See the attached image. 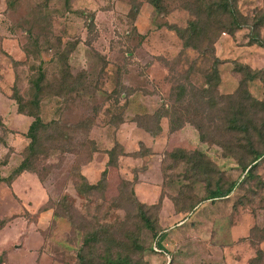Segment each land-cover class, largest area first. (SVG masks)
Instances as JSON below:
<instances>
[{"label": "rangeland", "instance_id": "obj_1", "mask_svg": "<svg viewBox=\"0 0 264 264\" xmlns=\"http://www.w3.org/2000/svg\"><path fill=\"white\" fill-rule=\"evenodd\" d=\"M260 41L264 0H0V264H264ZM41 67L51 125L10 181Z\"/></svg>", "mask_w": 264, "mask_h": 264}, {"label": "trees", "instance_id": "obj_2", "mask_svg": "<svg viewBox=\"0 0 264 264\" xmlns=\"http://www.w3.org/2000/svg\"><path fill=\"white\" fill-rule=\"evenodd\" d=\"M152 3L155 6H158L159 4V0H151ZM215 6L216 5H211L209 7V9L211 10H215ZM218 7V5H217ZM222 8L223 11L227 12L230 14V17L233 18V22L236 26H234L231 29H228L230 33H234L233 31L236 29H240L243 24L239 22V19L237 17V13L236 9L234 7H232L230 4L225 3L222 4L221 6H219V9ZM218 10V9H217ZM237 17V18H236ZM192 28L193 30H196L198 27L195 23L192 24ZM256 43H258V41H255ZM259 45L264 47V41H260ZM215 73L217 72L218 69H216V66L213 68ZM45 78V73L43 68L41 67L39 69V74L37 75L36 78L33 79V87H34V92H33V98L26 101L24 96H22L19 91L18 88L15 86L14 88V97L18 103V111H20L21 113H25L27 112V114L31 115L34 119L30 124L29 130H28V138L30 139L29 144L27 145V152L28 155L24 158V160L22 161V163L16 168V170L13 172L14 174L12 175L10 181H12L13 179H15V177L21 175L22 173H24L25 171H33L35 170V168L33 167L32 164V157L35 154H39V150H41V140H42V133L45 132L47 130V128L51 125V122H45L43 120V118L41 117L40 113L38 112L39 106H40V102H41V97L43 96V91H44V85H43V81ZM167 113H169V110L167 111ZM162 116H158L157 120H159L158 123V129L156 131H152L151 129H149V127H147V130L152 132L153 134H157L159 131L162 130V126L160 125V120H161ZM233 126H236V123H234ZM241 131L245 132V133H249V128L248 126H242L240 128ZM184 152V151H183ZM198 155H200V159H203V157H201L203 155L202 152H199L198 150L196 151ZM264 154V152H256L254 158L251 160V162L249 164H247L244 168L248 169V176L252 175V167L255 166L258 163V160L261 158V156ZM117 161V157H116V153H115V149H111L109 151V161L108 164L109 165H113L114 162ZM199 166V163L195 164V167ZM250 167V168H249ZM107 170L104 171V174H107ZM9 181V180H8ZM214 182V186L212 187V183ZM100 184H90L87 183L86 186L87 188L89 187L90 189H94V188H98ZM237 183L236 182H232L230 183L228 186H225L222 183V178H217L215 181H209V193L206 195V197H204L203 199H219V198H226L228 197L231 193H233V190L235 189ZM199 203V201L191 204L190 208H187L186 211L187 212H191L193 211V209L196 207V205ZM144 204L140 203L139 206V213H140V217L141 219L148 225H152L151 221V216L148 215V212L144 210ZM152 227V226H151ZM264 231V228H263ZM87 244H90L92 242H101L99 239V234L97 232H91V234L88 236V238L86 239ZM261 252V251H260ZM260 254L257 257V259L255 260H260ZM252 264V262H251ZM254 264V263H253Z\"/></svg>", "mask_w": 264, "mask_h": 264}, {"label": "built area", "instance_id": "obj_3", "mask_svg": "<svg viewBox=\"0 0 264 264\" xmlns=\"http://www.w3.org/2000/svg\"><path fill=\"white\" fill-rule=\"evenodd\" d=\"M156 250H159L158 247H156Z\"/></svg>", "mask_w": 264, "mask_h": 264}]
</instances>
